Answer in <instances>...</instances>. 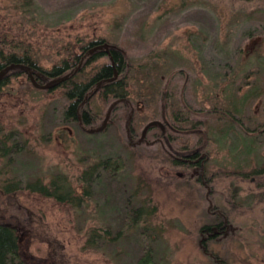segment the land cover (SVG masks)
Wrapping results in <instances>:
<instances>
[{
  "label": "rangeland",
  "instance_id": "rangeland-1",
  "mask_svg": "<svg viewBox=\"0 0 264 264\" xmlns=\"http://www.w3.org/2000/svg\"><path fill=\"white\" fill-rule=\"evenodd\" d=\"M19 35L45 66L64 57L71 42L77 52L78 38L122 43L133 64L141 132L149 131L151 141L162 128L161 140L170 149L201 142L209 170L247 175L204 177L203 185L192 178L199 167L172 166L160 143L131 144L122 107L108 117L105 131L94 134L63 120L59 92L29 90L20 77L0 94V136L12 137L9 155L0 148V192L22 181L14 195L29 215V264H137L145 244L153 249L146 264H264V0H0V48ZM166 89L168 104L160 97ZM138 92L144 101L136 99ZM111 103L97 97L92 106L104 117ZM213 110L231 124L226 135L205 132L213 119L200 123L194 135L185 129ZM175 113L188 121H173ZM163 119L171 122L168 131ZM18 142L23 149L10 155ZM108 155L124 156L125 168L85 195L84 172ZM57 174L83 195L81 205L23 187L37 177L48 183ZM9 202L0 194V211L22 214ZM207 211L225 217L226 233L205 245L207 235L201 237L199 229L209 220ZM134 214L137 222L130 225ZM125 223L117 241L91 237L109 228L117 238Z\"/></svg>",
  "mask_w": 264,
  "mask_h": 264
},
{
  "label": "trees",
  "instance_id": "trees-1",
  "mask_svg": "<svg viewBox=\"0 0 264 264\" xmlns=\"http://www.w3.org/2000/svg\"><path fill=\"white\" fill-rule=\"evenodd\" d=\"M6 35V33L2 34V39H4ZM10 36L11 39H13L11 34ZM13 41H9L10 45H7L8 48H0V94L4 88L9 86L14 80L24 77L23 84L29 90L40 91L46 94L59 92L63 99V120L76 123L83 130L93 132L94 134L105 131L109 125L108 117H111L112 113L117 108L122 107L121 122L123 123L124 120L126 125V137L129 142L139 146L160 143L161 151L166 153L167 159L172 166H186L189 169L199 167L200 174L192 177L195 179L197 178L196 181L203 183L202 180L204 177H208L213 181L217 178L236 174L243 178L247 177L245 173L238 170H230L227 168L209 170L207 168L208 154L205 144L199 146L201 142L194 147L187 146L170 149L166 147L165 140H161L165 136L163 135L164 130L162 128L156 132L157 136L155 135V137L157 138L151 141L148 137L149 131H147L146 134H144L143 131L141 132V126L135 124L136 103L132 97L133 92L131 88L133 64L131 63V55L127 52L122 43L113 45L110 43L109 39L105 37H92L87 40L78 38L76 40L78 43L77 52L74 50L75 43L71 42L69 43V50L64 57L53 62L51 65L45 66L41 64L40 59L34 53L31 46L32 44L25 38L19 35L16 40ZM2 42L5 44L8 41L6 39ZM103 43H108L109 47L111 44L113 45L110 47L111 54H108L103 47H99ZM103 57H106L107 61L98 63ZM169 72H172V70ZM145 74L149 75L148 72ZM34 81H36V84ZM37 85L48 86L46 88H41ZM170 88L169 86V89ZM97 97H100L105 102L112 101L104 117L99 116L93 109L92 102ZM160 97L168 104L171 94L167 89L162 90ZM136 99L144 101L143 94L138 92ZM183 107V110L187 114H194L192 110L184 106V104ZM216 115V112L213 110L210 112V116L208 114L204 115L203 118H200L193 125L185 129L189 130L191 135H194L195 132L193 131L196 127L200 126V123L210 124L211 119H213L215 123L210 124V128L205 129V132H214L216 134L225 133L224 135H226L233 128L231 124L228 125L223 122L225 119L217 117ZM181 116L182 115L179 113H175V115H171L170 119H173V121L177 123L183 121L185 124L188 120ZM163 122L168 131L171 122H167L166 119H163ZM222 123L226 125L224 128L225 130H222L223 128L219 129ZM176 129L179 128L176 127ZM14 138H16V136H14ZM11 139L12 137L10 136H0V148L4 157L9 155L8 144ZM10 147L14 148V151L10 154L12 156L14 153L23 149V146L19 142L15 143L13 147ZM176 156H183V158H188L190 160H180L177 159ZM125 166L126 160L122 155H108L106 158L98 161L91 166L89 170L85 171L82 176L83 181H86L84 194L88 195L91 192L92 185L100 182L103 178H107L109 182L116 179V176L123 171ZM21 183L22 181L11 182V184L5 186L4 192H0L3 198L10 201L9 203L12 205L14 211L22 212V214L15 216L12 214L13 212L11 213L5 210L8 209L7 207H3L5 210L4 212L0 211V264H29L28 259L26 260L24 257V250L25 247H28L29 236L31 235L30 231H28V234L27 231H24L26 227L29 228V215L25 210L20 208L14 195L21 190ZM203 185H206L205 182ZM23 187L42 196L52 197L60 203L67 202L78 206L84 201L83 195L76 192L67 176L64 174H57L48 183L41 177H37L34 180L26 182ZM229 201L231 202L230 198ZM232 206L234 208L235 204L232 203ZM222 208L224 211L228 210L225 207ZM142 210L143 209L140 208L139 211H137V215H140ZM218 213L219 211L211 213L207 211L209 220L200 226L199 230L201 237H204L205 234L207 235V237L203 239L205 245H208L209 241L219 238H216V235H222L223 232L226 233L224 227L226 225L225 217L223 215V218L220 217ZM137 215L134 214L131 217L132 220L130 225L136 224ZM125 225L126 223L122 225L121 229L117 232L119 235H117V238L115 237L116 235H112L109 228L103 231V233L106 234L105 239L103 233L100 234L96 231L92 233L91 237L94 240L101 237L106 242L110 241V243H112V241H117L122 235L123 231L121 230L125 229ZM213 227L215 230H212ZM107 237H110L111 240L107 239ZM144 250L145 252L137 259V264H146L148 258L149 261H153L152 246L148 245L146 247L145 244L143 251ZM206 253L211 254L207 251ZM32 259L34 258L32 257ZM45 262L53 264L50 260H46ZM54 264L59 263L54 262Z\"/></svg>",
  "mask_w": 264,
  "mask_h": 264
},
{
  "label": "water",
  "instance_id": "water-1",
  "mask_svg": "<svg viewBox=\"0 0 264 264\" xmlns=\"http://www.w3.org/2000/svg\"><path fill=\"white\" fill-rule=\"evenodd\" d=\"M99 47H103V48L105 49V51H106L108 54H111V49H110L108 43H103V44H102L101 46H99ZM113 64H114V62H113ZM34 82H35V84H36V81H34ZM37 86H39V87H41V88H46L48 85H44V86L37 85Z\"/></svg>",
  "mask_w": 264,
  "mask_h": 264
},
{
  "label": "flooded vegetation",
  "instance_id": "flooded-vegetation-1",
  "mask_svg": "<svg viewBox=\"0 0 264 264\" xmlns=\"http://www.w3.org/2000/svg\"><path fill=\"white\" fill-rule=\"evenodd\" d=\"M185 157H186V155H185ZM176 158L180 159V160H186V161L190 160L188 158H183V156H176ZM191 161H193V160H191Z\"/></svg>",
  "mask_w": 264,
  "mask_h": 264
}]
</instances>
